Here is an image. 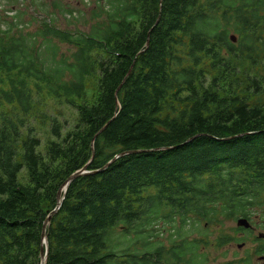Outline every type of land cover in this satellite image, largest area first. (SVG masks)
Wrapping results in <instances>:
<instances>
[{
	"label": "trees",
	"instance_id": "obj_1",
	"mask_svg": "<svg viewBox=\"0 0 264 264\" xmlns=\"http://www.w3.org/2000/svg\"><path fill=\"white\" fill-rule=\"evenodd\" d=\"M96 1L0 21V264H40L84 168L44 264H207V229L264 204V0Z\"/></svg>",
	"mask_w": 264,
	"mask_h": 264
},
{
	"label": "rangeland",
	"instance_id": "obj_2",
	"mask_svg": "<svg viewBox=\"0 0 264 264\" xmlns=\"http://www.w3.org/2000/svg\"><path fill=\"white\" fill-rule=\"evenodd\" d=\"M96 0H0V21H9L11 17L19 21L23 29L28 32H34L39 29L42 22L48 21V18L53 19V23L60 29L71 27V25H77L78 27L84 28L83 22L87 23L86 19L90 18L91 11L95 9ZM14 12H9L8 10ZM71 11V17H69L68 11ZM65 11V12H62ZM67 12V13H66ZM67 17L69 19H67ZM72 18H78L79 21L71 23ZM83 21V22H82ZM61 51L65 52L64 46H59ZM74 109H69L66 106L62 107L63 119H69L70 125L72 124L71 115L74 113ZM62 120V119H61ZM239 218V217H238ZM251 224L254 230L248 232H238L236 227V219L234 220H222L218 218L219 223L210 226L207 229V242L208 247L202 249L208 256L209 262L207 264H241L239 259L248 253L251 256L250 264H264V261L259 259V256L252 257L253 249L256 248L259 243L256 242L257 234L264 233V204L261 208L256 209L250 216ZM221 222V223H220ZM204 225L201 224V228ZM171 229L166 227L163 233L161 229H157L152 233L150 243H160L167 245L169 242L168 236ZM225 234L232 238L238 239V241L232 242V244L217 250L214 246V240L220 235ZM134 238V237H133ZM131 240H134V239ZM199 235H191L190 239H197ZM245 243V245L239 249V245ZM139 246V245H138ZM235 254L238 257H235Z\"/></svg>",
	"mask_w": 264,
	"mask_h": 264
},
{
	"label": "water",
	"instance_id": "obj_3",
	"mask_svg": "<svg viewBox=\"0 0 264 264\" xmlns=\"http://www.w3.org/2000/svg\"><path fill=\"white\" fill-rule=\"evenodd\" d=\"M230 40L232 42H236V40H235V38L233 36L230 38ZM166 149L169 150V148H166ZM135 153H140V151H128V152L121 153V154L117 155L116 157H114L105 167L109 166L110 163H112L113 161H115L119 157H122V156L128 155V154H135ZM86 174H88V172L85 171V168L82 169L81 171L73 174L62 185V187L58 191L57 197H56V206H55V209L47 216L46 220L43 222L42 229H41V242H42V245H43L44 248L41 247V249H40V264H44L45 261H46V256H47V239H46V235H45V230H46V227H47V225H48V223H49V221L51 219V216L59 209V207L61 205V202L63 200L64 192H65L67 186L69 185V183L71 181H73L75 178H77L78 176L86 175ZM236 226L239 227V228H243V229H250L251 228L249 222L246 219H243V218H239V219L236 220ZM258 238L264 239V234H262V233L258 234ZM263 259L264 258H260V260H263Z\"/></svg>",
	"mask_w": 264,
	"mask_h": 264
},
{
	"label": "flooded vegetation",
	"instance_id": "obj_4",
	"mask_svg": "<svg viewBox=\"0 0 264 264\" xmlns=\"http://www.w3.org/2000/svg\"><path fill=\"white\" fill-rule=\"evenodd\" d=\"M239 218L246 219L249 222L251 228L250 229H247V230H244L243 228H238L237 227L238 228L237 229L238 232H241V231L242 232H245L246 231V232L250 233L251 231L254 230V227L251 224L250 218H247V217H239ZM263 227H264V224H263ZM258 234H260V233H258ZM262 234H264V233H262ZM257 239L258 240L256 242H258L259 245L256 248L253 249V253L251 255H252V257L259 256V259L260 258H264V253H262V251L260 250L261 247H264V240L259 239V238H257ZM230 244H232V242ZM244 245H245V243H242V244L239 245L238 248L241 249ZM262 261H264V259Z\"/></svg>",
	"mask_w": 264,
	"mask_h": 264
}]
</instances>
